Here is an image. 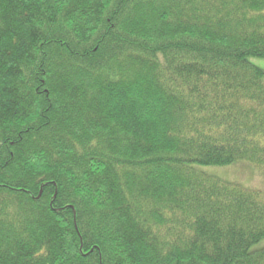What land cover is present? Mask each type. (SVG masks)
I'll use <instances>...</instances> for the list:
<instances>
[{
  "label": "trees",
  "instance_id": "obj_1",
  "mask_svg": "<svg viewBox=\"0 0 264 264\" xmlns=\"http://www.w3.org/2000/svg\"><path fill=\"white\" fill-rule=\"evenodd\" d=\"M253 57L264 0H0V264H264Z\"/></svg>",
  "mask_w": 264,
  "mask_h": 264
},
{
  "label": "rangeland",
  "instance_id": "obj_2",
  "mask_svg": "<svg viewBox=\"0 0 264 264\" xmlns=\"http://www.w3.org/2000/svg\"><path fill=\"white\" fill-rule=\"evenodd\" d=\"M250 62L264 69V59L259 57L250 58ZM208 172L217 173L223 179L244 183L250 186H259L261 177L259 171L247 164L228 165V166H203ZM214 171V172H213Z\"/></svg>",
  "mask_w": 264,
  "mask_h": 264
}]
</instances>
